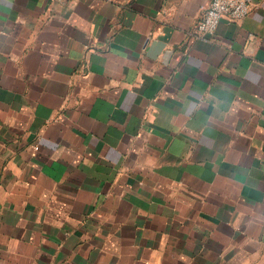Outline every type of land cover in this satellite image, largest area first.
<instances>
[{
  "label": "crops",
  "instance_id": "0c3cea01",
  "mask_svg": "<svg viewBox=\"0 0 264 264\" xmlns=\"http://www.w3.org/2000/svg\"><path fill=\"white\" fill-rule=\"evenodd\" d=\"M0 0V264H264V0Z\"/></svg>",
  "mask_w": 264,
  "mask_h": 264
},
{
  "label": "built area",
  "instance_id": "2783aa9c",
  "mask_svg": "<svg viewBox=\"0 0 264 264\" xmlns=\"http://www.w3.org/2000/svg\"><path fill=\"white\" fill-rule=\"evenodd\" d=\"M250 6L251 0H211L194 28L195 38L208 40L221 19L238 22L248 15Z\"/></svg>",
  "mask_w": 264,
  "mask_h": 264
}]
</instances>
